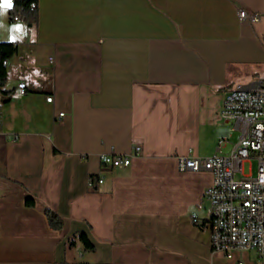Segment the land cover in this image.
Returning <instances> with one entry per match:
<instances>
[{
  "label": "crops",
  "instance_id": "obj_1",
  "mask_svg": "<svg viewBox=\"0 0 264 264\" xmlns=\"http://www.w3.org/2000/svg\"><path fill=\"white\" fill-rule=\"evenodd\" d=\"M36 7L29 26L0 18V41L16 45L0 104V264H264L252 250L210 252L189 217L207 216L211 173L176 169L180 155L215 152L225 93L264 76V0ZM237 7L258 18L239 21ZM227 133L219 153L236 140ZM133 144L126 166L100 165L98 154Z\"/></svg>",
  "mask_w": 264,
  "mask_h": 264
},
{
  "label": "built area",
  "instance_id": "obj_2",
  "mask_svg": "<svg viewBox=\"0 0 264 264\" xmlns=\"http://www.w3.org/2000/svg\"><path fill=\"white\" fill-rule=\"evenodd\" d=\"M239 21H254L258 13L237 7ZM17 20L13 16L9 21ZM264 42V36H263ZM23 83L17 87L21 91ZM50 96H45L50 101ZM61 112L57 113L60 116ZM221 123L227 122L225 134L217 136L215 152L206 156L180 155L176 169L206 170L211 182L202 191L208 203V213L203 220L190 216L194 226L203 225L208 231L210 252L227 256L232 251L252 250L264 260V76L251 80L247 85L229 89L218 110ZM237 131L236 140L226 153L219 147L227 138V131ZM140 147L133 144L125 153H100L102 167L126 166L130 157ZM254 161V172L244 174L243 162ZM100 183V175L88 176V186Z\"/></svg>",
  "mask_w": 264,
  "mask_h": 264
},
{
  "label": "trees",
  "instance_id": "obj_3",
  "mask_svg": "<svg viewBox=\"0 0 264 264\" xmlns=\"http://www.w3.org/2000/svg\"><path fill=\"white\" fill-rule=\"evenodd\" d=\"M37 0H14L15 7L12 10H9L8 17L11 19L13 16H16L23 24L29 26L36 22L37 20ZM16 51V45L11 41H0V104L7 101L10 95L13 93L12 88L5 89L3 87L5 83V60L14 54ZM28 200H25V203H28ZM43 214L45 216L47 225L50 228L58 229L61 226V219L59 216L52 210L45 208L43 209ZM79 240L82 242L84 247H90L91 245L87 242L82 232L78 234Z\"/></svg>",
  "mask_w": 264,
  "mask_h": 264
},
{
  "label": "clouds",
  "instance_id": "obj_4",
  "mask_svg": "<svg viewBox=\"0 0 264 264\" xmlns=\"http://www.w3.org/2000/svg\"><path fill=\"white\" fill-rule=\"evenodd\" d=\"M15 7L14 0H0V18L6 16L9 10H12ZM13 29L12 39H16L22 34L24 25L21 23H16L11 26Z\"/></svg>",
  "mask_w": 264,
  "mask_h": 264
},
{
  "label": "rangeland",
  "instance_id": "obj_5",
  "mask_svg": "<svg viewBox=\"0 0 264 264\" xmlns=\"http://www.w3.org/2000/svg\"><path fill=\"white\" fill-rule=\"evenodd\" d=\"M254 167H255V163L252 160L249 163L243 162V164H242V172L244 174H247V173H251L252 174L254 172Z\"/></svg>",
  "mask_w": 264,
  "mask_h": 264
}]
</instances>
